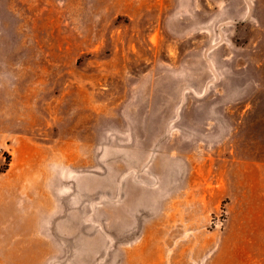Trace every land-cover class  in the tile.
Here are the masks:
<instances>
[{
  "label": "rangeland",
  "instance_id": "1",
  "mask_svg": "<svg viewBox=\"0 0 264 264\" xmlns=\"http://www.w3.org/2000/svg\"><path fill=\"white\" fill-rule=\"evenodd\" d=\"M4 152L0 264H264V0H0Z\"/></svg>",
  "mask_w": 264,
  "mask_h": 264
},
{
  "label": "trees",
  "instance_id": "2",
  "mask_svg": "<svg viewBox=\"0 0 264 264\" xmlns=\"http://www.w3.org/2000/svg\"><path fill=\"white\" fill-rule=\"evenodd\" d=\"M4 156H5V160L2 164H0V173L4 172L7 169L8 163L10 161V155L8 153L4 152Z\"/></svg>",
  "mask_w": 264,
  "mask_h": 264
},
{
  "label": "crops",
  "instance_id": "3",
  "mask_svg": "<svg viewBox=\"0 0 264 264\" xmlns=\"http://www.w3.org/2000/svg\"><path fill=\"white\" fill-rule=\"evenodd\" d=\"M145 253V252H144ZM228 254V253H227ZM226 252H224V254H220L218 255V257H221V258H228L229 256H227ZM136 255H138V252L136 253ZM146 257V255H145Z\"/></svg>",
  "mask_w": 264,
  "mask_h": 264
}]
</instances>
